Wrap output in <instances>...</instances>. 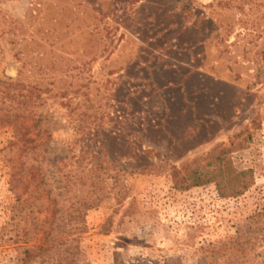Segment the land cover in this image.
Masks as SVG:
<instances>
[{
	"label": "rangeland",
	"instance_id": "374dc122",
	"mask_svg": "<svg viewBox=\"0 0 264 264\" xmlns=\"http://www.w3.org/2000/svg\"><path fill=\"white\" fill-rule=\"evenodd\" d=\"M0 81L48 135L0 120V264H264V0H0ZM229 148L242 195L175 186Z\"/></svg>",
	"mask_w": 264,
	"mask_h": 264
},
{
	"label": "trees",
	"instance_id": "16d2710c",
	"mask_svg": "<svg viewBox=\"0 0 264 264\" xmlns=\"http://www.w3.org/2000/svg\"><path fill=\"white\" fill-rule=\"evenodd\" d=\"M1 84L5 87V89H9L11 87L18 88L19 91L25 90L26 86L23 83H13L0 81ZM7 95V93L5 94ZM19 98V101L24 99L21 92L16 95ZM0 120L5 122H13L16 126L20 138L17 140V145L19 146L20 153L27 152V150L35 151L42 141L48 138L47 130L43 128L40 124L41 120L39 118L35 119L34 114L28 108L27 101H21V105L16 109L14 113L11 111L0 108ZM34 136V137H32ZM47 136V138H46ZM40 141V143H38ZM231 152L230 148L223 150L218 156L215 157L216 167L212 165V163L206 164V173L201 172L199 170H193L189 172L188 181L187 178H178L179 172H175L173 177L175 178V186L177 188L186 190L190 187L201 186L207 183H214L216 188L217 195L220 198H229V197H238L242 195L245 191L251 187L253 184V180L251 178V171H241L236 172L231 168V166L227 164H222V160L225 155H228ZM16 169V165L14 166ZM211 168V171H210ZM20 174V173H19ZM16 172H13L10 176V183L12 185V190L16 194V184H18L21 180L20 175ZM262 212H258L255 214L256 217H263ZM45 236L43 237V242H51L52 237L50 233L43 231ZM48 247V246H47ZM44 247V245H39L33 248V250H25L23 252L24 257L21 259V264H30L31 261L36 258H42L46 253H48L51 247ZM60 264V263H59ZM116 264H160V263H152L143 260H137L132 262H123L116 260ZM168 264V263H163Z\"/></svg>",
	"mask_w": 264,
	"mask_h": 264
}]
</instances>
